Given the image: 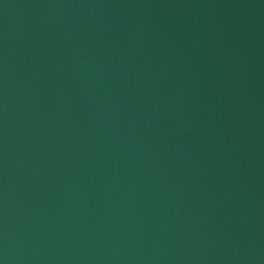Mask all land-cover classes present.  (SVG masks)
<instances>
[{"label": "water", "instance_id": "obj_1", "mask_svg": "<svg viewBox=\"0 0 264 264\" xmlns=\"http://www.w3.org/2000/svg\"><path fill=\"white\" fill-rule=\"evenodd\" d=\"M0 264H264V0H0Z\"/></svg>", "mask_w": 264, "mask_h": 264}]
</instances>
